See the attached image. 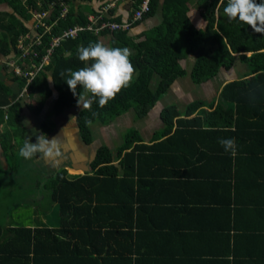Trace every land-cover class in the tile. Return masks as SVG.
<instances>
[{
  "label": "trees",
  "instance_id": "1",
  "mask_svg": "<svg viewBox=\"0 0 264 264\" xmlns=\"http://www.w3.org/2000/svg\"><path fill=\"white\" fill-rule=\"evenodd\" d=\"M40 1L38 5L36 0H0V3L5 2L13 9L12 13L0 12L2 56L18 52L17 39L29 30L32 16L26 4L34 11L39 7L48 8L50 0ZM65 1L69 5L68 11L59 18L61 7L59 2L54 3L51 18L57 20V25L43 35L39 57L45 53L53 36L69 26L85 25L87 15L96 9L92 0ZM140 2L126 1L125 19L131 20ZM111 11L114 13V9ZM194 13L198 23L192 17ZM155 15L159 18L156 24L133 33L134 27ZM112 20L121 22L124 19L116 15ZM102 35L107 37L104 43L99 35L88 30H82L75 38L61 40L54 47L49 63L44 66L46 72L42 70L33 78L27 101L24 97L16 99L25 78L12 69V75H7L8 68L1 64L7 78L0 77V122L7 112L8 120L17 118L20 121L24 107L32 114L42 113L46 100L49 102L52 96L50 76L53 89L57 91L48 107L54 116L75 106L88 91L89 101L76 113L75 120L81 139L89 144L93 140L91 124H109L130 108L137 110V117L145 115L175 79L187 74L179 62L183 57H196L189 72L194 84L216 77L221 68L230 70L234 66L237 67L238 78L224 83L217 99L193 100L185 105L183 113L191 115L203 106L214 107L210 112L203 110L201 113L198 110L191 118H178L176 121L182 113L175 105L164 106L160 112L164 126L154 137H166L159 142L141 143L138 130L129 128L114 153L106 145L97 149L90 164L91 171L76 174L63 168L53 174L55 179L51 182L50 194L52 202L58 206L60 227L32 229L0 223V264H55L54 261L59 258L68 260L71 256L78 257L80 251L73 247L79 244L72 243L75 235L72 232L88 225L91 233H96L91 227L99 206L104 205V208L106 203L114 202L124 209L123 205H128L127 194H134L138 188L137 180L142 173L137 167L143 157L157 152V146L171 144L178 136L197 133L200 127L210 133L225 126H234L233 131L226 132L239 138V122H243L246 128L241 135L244 138L264 139V0H150L149 11L133 22L131 30L104 31ZM39 57L32 61L37 62ZM154 75L158 81L151 89ZM10 80L11 84L8 83ZM7 93L10 101L14 99L11 104L6 98ZM219 131L217 133H223ZM219 135L209 137L215 138L213 141L222 139V135L217 137ZM5 144H1L3 152ZM188 161L192 165L195 163L192 159ZM258 185L264 186V180ZM109 188L124 193L114 200L101 192ZM239 210L233 208L229 212L232 211L236 217ZM82 212L85 215L80 216ZM82 217L86 221L83 224ZM248 226L240 227L233 218L232 264H264V247L260 250L248 249L241 254L243 249L238 246L239 240L248 238L251 243L249 231L252 229L249 230ZM68 231L71 233L68 234ZM39 236H44L43 248L37 243ZM261 237L264 243V236ZM54 241L64 242L63 256H58L62 251L54 246Z\"/></svg>",
  "mask_w": 264,
  "mask_h": 264
},
{
  "label": "crops",
  "instance_id": "2",
  "mask_svg": "<svg viewBox=\"0 0 264 264\" xmlns=\"http://www.w3.org/2000/svg\"><path fill=\"white\" fill-rule=\"evenodd\" d=\"M12 11L7 3H0V12ZM126 11L125 3L117 5L116 14L122 19L127 18ZM145 21L132 30L138 33L158 22L152 18L147 25ZM104 37L101 36V39L105 40ZM195 59L194 55H188L179 60L187 74L175 79L145 115L137 117V110L130 108L109 124H100L97 132L100 131L99 134L102 133L109 144L99 140L96 145L93 140L86 144L79 134L75 115L89 101L88 91L84 92L75 106L56 115L61 123L56 120L54 128L46 131L39 127L34 129V123L38 124L35 119L37 115L24 107L19 120L24 119L33 132L26 137L33 140L31 153L35 161L48 165L49 168L61 166L69 172L73 170L79 173H83L81 168L87 163L88 170L85 172H88L91 171L90 164L101 145L110 147L113 153L116 151L121 143L118 129L122 124L137 129L142 137L141 143L155 144L166 137L155 138L154 135L164 126L160 112L167 104L175 105L182 113L176 117V121L178 118L189 119L198 110L201 113L203 110L212 111L214 107L203 106L191 115L183 113L185 105L193 100L217 99L221 86L238 78L237 67L230 70L221 68L216 77L194 84L189 72ZM0 77L5 80L7 78L1 64ZM49 80L52 88L49 100L52 101L57 91L53 89L50 76ZM8 83L11 84V80ZM47 107L49 103L46 110ZM150 114L153 116L152 121L147 117ZM30 117L32 123L27 122ZM65 118L68 121L62 123ZM239 123V138L226 132L233 131L234 126H225L210 133L204 132L200 127L197 133L194 131L178 136L171 144L157 146V152L145 155L137 167L142 173L137 180L138 188L134 194H127L128 205H123L124 209L114 202L106 203L104 208V205L99 206L94 213V224L91 227L96 233L92 234L88 225L72 232L75 234L72 243L79 244L73 248L78 249L80 255L71 256L68 260L59 258L54 263L76 264L78 261V264H232L233 218L240 227L249 225V230L252 229L249 231L251 243L248 238L239 240L241 242L238 246L243 249L241 254L252 248L262 249L264 186L258 184L264 180V139L244 138L241 132L244 134L245 124ZM219 130L223 133H217ZM70 134H77L76 138L70 139ZM218 134L223 138L213 141L215 138L209 137ZM0 154H3L1 143ZM190 159L195 161L193 165L189 163ZM114 162L117 163L116 160ZM101 192L114 200L124 193L115 188L102 189ZM51 206L58 209L53 202ZM55 208L51 210L54 211ZM233 208H240L236 217L232 215V211L229 212ZM48 209L42 212L41 208H37L26 227H60L58 215L55 212L48 213ZM83 215L84 212L80 213V216ZM83 219L80 218L82 224L86 222ZM7 226L18 225L10 223ZM69 233L71 232L68 231ZM43 242L44 236H39L37 243L40 248L44 247ZM54 243L62 251L58 256H63L64 242Z\"/></svg>",
  "mask_w": 264,
  "mask_h": 264
},
{
  "label": "rangeland",
  "instance_id": "3",
  "mask_svg": "<svg viewBox=\"0 0 264 264\" xmlns=\"http://www.w3.org/2000/svg\"><path fill=\"white\" fill-rule=\"evenodd\" d=\"M26 6H28L27 9L29 10L28 3ZM81 8L85 7L82 6ZM192 17L197 23L199 22L195 13ZM152 18L153 20L156 19V21L159 20L157 15L150 17L145 21L147 22V25L149 24V21H152ZM104 38L105 40L101 39L103 43L107 40V37ZM10 72L11 71L8 68L7 75H12V72ZM157 81L158 78L154 75L150 83L151 89L156 87ZM29 94L30 93H27L24 96L26 101L29 99ZM6 98L7 100L9 99V93H7ZM12 102H14V99H12L9 104ZM46 102L47 104H50L51 100L48 102L47 99ZM45 110L41 111L42 113L37 115V118L35 117L38 124L36 125V123H34V129L39 127L40 129L46 131L47 129L54 128L57 124L56 120L61 123V120L59 121L58 117H55L48 110ZM7 115L8 112L4 115V118L0 122V143H6L3 154H0V223L3 225L11 223L14 225L26 226L29 225V222L31 221L34 213H36L35 211H37V208H41V211L45 212L49 207L48 213L55 212L57 214V207L55 208V206H51V182L55 179L52 175L65 167L59 166L49 168L48 165L37 163L34 155L31 153L33 140L30 138L27 139L26 137L28 134L30 135L33 133L32 130L27 127L24 119L20 121H18L17 118L15 120H8ZM147 117H149L150 121H152L153 116L151 114ZM66 121L68 120L65 118L62 123ZM27 122L32 123L31 117L28 118ZM99 125L100 124H98V122L91 124L93 144L96 145L98 140L101 143L109 144V142L105 141V136H103L102 133L99 134L100 131L97 132ZM129 128L133 127H126V124H122L118 129V137L122 138L126 130ZM76 135L77 134H70L69 138H76ZM12 136L13 139L6 140V138H11ZM114 139L115 138H113V140ZM75 172L76 174L79 173L78 171ZM51 208H55L54 211H52ZM56 214H54L55 217Z\"/></svg>",
  "mask_w": 264,
  "mask_h": 264
},
{
  "label": "built area",
  "instance_id": "4",
  "mask_svg": "<svg viewBox=\"0 0 264 264\" xmlns=\"http://www.w3.org/2000/svg\"><path fill=\"white\" fill-rule=\"evenodd\" d=\"M55 1L59 2L61 7L59 16H64L69 8L65 0H50L48 8L39 7L36 11L30 9L31 18L29 22V30L21 34L16 42L17 53H12L7 56L0 54V64L5 65L10 70L21 78H25V84L18 92L16 99H21L30 92L29 85L33 78L44 70V66L50 61V55L54 47L58 46L63 39L75 38L82 30L91 31L100 37L103 36L104 31L115 30H131L132 24L135 20L141 19L143 13L150 9V0H141L138 9L133 11L131 20L124 19L121 22L113 21L112 18L116 16V9L119 3H126L127 0H92L95 3V12L87 15V22L85 25H73L61 30V32L53 36L49 42L45 53L40 55L39 47L42 45V37L44 34L50 32L53 26L57 25V20L51 18V13L54 8ZM40 5L41 1L36 0ZM114 9V13L111 11ZM39 60L32 61L34 59ZM15 99V100H16ZM6 117V116H5Z\"/></svg>",
  "mask_w": 264,
  "mask_h": 264
},
{
  "label": "water",
  "instance_id": "5",
  "mask_svg": "<svg viewBox=\"0 0 264 264\" xmlns=\"http://www.w3.org/2000/svg\"><path fill=\"white\" fill-rule=\"evenodd\" d=\"M87 170H88V164L85 163V164L83 165V167L81 168V172H85V171H87Z\"/></svg>",
  "mask_w": 264,
  "mask_h": 264
},
{
  "label": "clouds",
  "instance_id": "6",
  "mask_svg": "<svg viewBox=\"0 0 264 264\" xmlns=\"http://www.w3.org/2000/svg\"><path fill=\"white\" fill-rule=\"evenodd\" d=\"M30 22V21H29ZM7 68V67H6Z\"/></svg>",
  "mask_w": 264,
  "mask_h": 264
},
{
  "label": "bare ground",
  "instance_id": "7",
  "mask_svg": "<svg viewBox=\"0 0 264 264\" xmlns=\"http://www.w3.org/2000/svg\"><path fill=\"white\" fill-rule=\"evenodd\" d=\"M131 16V15H130Z\"/></svg>",
  "mask_w": 264,
  "mask_h": 264
}]
</instances>
